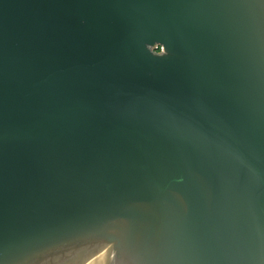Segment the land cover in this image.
<instances>
[{"label":"water","instance_id":"1","mask_svg":"<svg viewBox=\"0 0 264 264\" xmlns=\"http://www.w3.org/2000/svg\"><path fill=\"white\" fill-rule=\"evenodd\" d=\"M0 264H264V0H0Z\"/></svg>","mask_w":264,"mask_h":264}]
</instances>
